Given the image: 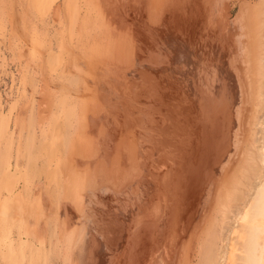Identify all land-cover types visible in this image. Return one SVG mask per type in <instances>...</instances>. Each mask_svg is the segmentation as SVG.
Listing matches in <instances>:
<instances>
[{
	"label": "rangeland",
	"instance_id": "374dc122",
	"mask_svg": "<svg viewBox=\"0 0 264 264\" xmlns=\"http://www.w3.org/2000/svg\"><path fill=\"white\" fill-rule=\"evenodd\" d=\"M242 1H230L231 19L238 13ZM118 2L116 12L103 20L86 6V0H0V196L20 193L30 204L37 197L46 196L42 203L34 202V206L40 204V211L46 204L47 209L51 205L49 211L54 215L50 217L46 208L43 214L39 211L44 223L49 220L45 229L51 226L48 230L53 233L46 230V234L53 237L48 242L47 236L44 245L45 264H72L71 237L76 235L73 241L77 242L80 233L70 232L83 221L80 215L84 212L92 222L88 221L91 233L100 234L97 242L101 240L108 247L99 242L105 249L99 254L101 246L92 247L96 243L94 237V243L92 239L89 241L90 248L86 245L85 249L83 242L81 247L88 256L96 254V250L94 258L101 256L97 262L96 258L92 260L93 256L86 257L79 250L84 253L86 259L82 254L80 257L86 262L81 260L77 264L94 261L100 264L103 259L101 264L105 259H110L106 261L108 264H122L123 173L130 176V173L155 172L152 171L153 152L149 150L153 151L150 138L157 127H152L151 123L158 107L157 99L163 95L160 100L166 104L172 2ZM250 2L262 13L260 17H264V0ZM162 87L166 88L165 93L161 92ZM132 105L133 108L129 107ZM126 110L133 114L128 116L124 113ZM130 116L132 120H128ZM132 122L137 124L132 127ZM7 173L17 174L12 193L7 189V182L5 187L1 184ZM137 179L128 182V187L134 186L136 190ZM52 192L59 193L57 202ZM136 210L138 213L139 208ZM54 212L64 215L61 218L68 221L60 218L61 223L63 221L65 228L72 231L62 228ZM35 214H31L34 218L29 216L34 224L38 218ZM13 224L9 233L10 254L22 246L18 224L17 227ZM215 228L214 252L222 238L219 224ZM31 236L22 233L19 238L29 240L30 245L37 244V236L35 239ZM90 249L95 251L90 252ZM30 250V247L25 249L22 264L27 263ZM105 251L108 254L103 253ZM102 256L107 258L102 259ZM41 259L35 264H41Z\"/></svg>",
	"mask_w": 264,
	"mask_h": 264
},
{
	"label": "bare ground",
	"instance_id": "6f19581e",
	"mask_svg": "<svg viewBox=\"0 0 264 264\" xmlns=\"http://www.w3.org/2000/svg\"><path fill=\"white\" fill-rule=\"evenodd\" d=\"M118 1L86 0V6L106 20L116 12ZM230 1L171 0V46L165 80L168 92L166 104L160 100L163 98L161 93L155 104L158 107H155L157 110L151 124L157 128L155 131L152 128L154 134L150 138L153 151L148 149L153 152L152 171L155 172L130 173V176L123 173L122 264H264V17H260L262 13L256 5L244 0L231 19ZM163 87L161 92L166 89ZM129 107L133 108V105ZM126 111L124 113L128 116L133 114ZM130 117L126 120H132L136 115ZM132 124L134 127L137 123ZM130 135L133 137L132 133ZM145 166L148 167L146 161ZM7 174L1 184L5 187L7 182L6 188L12 193L17 174ZM134 179L135 182L138 180L136 190L127 184ZM70 181L66 180L67 183ZM52 193L57 202L59 193ZM44 197H37L34 202L39 203ZM34 202L32 200L30 204L20 193L0 196V264H22L20 260L27 247L31 250L26 264H35L41 258V264H45L46 230L51 226L45 229L44 226L49 225V216L44 217L46 223L41 217L48 206L47 201L46 207L43 203V212L40 204L37 207ZM30 205L36 207L35 210ZM51 208L50 205L47 209L48 215ZM28 211L37 214L34 215L38 216L37 220L34 219L35 224ZM84 213L80 215L83 221L77 223L78 226L73 221L76 226L72 231L65 228L63 221L61 223V215H64L60 213L59 217L54 212L59 220L61 218L59 224L62 228L72 231L71 234L80 233L77 242L73 241L76 235L68 233L73 236L72 250L69 246L72 264L82 260L83 246L90 248L89 245L96 241L92 247L97 249L102 242H97L100 234L94 236L93 230H89L90 218ZM64 223L70 226L68 222ZM12 224H18L20 236L22 233L26 237L36 235L38 243L30 245L29 240L19 238L17 234L22 246L10 254ZM218 224L222 238L214 252L212 236ZM77 227L80 228L75 232ZM50 233L48 242L53 237ZM91 239L92 243H89ZM102 246L99 254L104 249ZM98 252L96 250V254ZM103 253L108 254L107 251ZM94 255L88 257L93 256V260ZM105 256L102 259L107 258ZM99 257H95L97 262ZM109 260L105 259V263L108 264Z\"/></svg>",
	"mask_w": 264,
	"mask_h": 264
}]
</instances>
